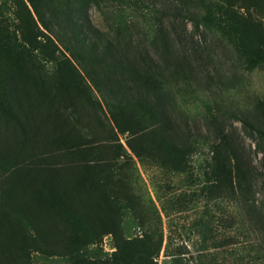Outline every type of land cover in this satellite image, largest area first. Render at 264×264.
Instances as JSON below:
<instances>
[{
	"label": "rangeland",
	"instance_id": "374dc122",
	"mask_svg": "<svg viewBox=\"0 0 264 264\" xmlns=\"http://www.w3.org/2000/svg\"><path fill=\"white\" fill-rule=\"evenodd\" d=\"M22 20L50 37L57 57L68 60L63 72L76 84L66 93L68 122L93 141V160L112 174L122 229L115 236L95 230L94 240L71 252L59 243L44 245L30 251V264H264V45L258 42L264 19L255 7L242 0H0L1 40L21 45ZM89 30L118 42L122 51L127 47L130 69L138 52L151 60L138 61L146 77L129 69L116 78L123 87L142 82L134 104L115 93L103 61L83 52L79 41ZM30 57L41 72H54L55 64L36 51ZM57 75L64 85L65 77ZM39 101L40 110L27 101L14 109L31 129L28 139L20 132L13 139L15 147L28 146L24 160L33 159L37 142L32 123L51 133L67 118L58 112L55 118L48 101ZM114 118L123 122L121 130ZM0 125L5 141L12 125ZM221 134L251 168L247 200L240 175L232 173L228 182L209 171ZM253 199L254 217L246 208ZM121 235L123 241L148 240L144 250L149 245L153 256L139 246L122 256L115 245Z\"/></svg>",
	"mask_w": 264,
	"mask_h": 264
},
{
	"label": "trees",
	"instance_id": "16d2710c",
	"mask_svg": "<svg viewBox=\"0 0 264 264\" xmlns=\"http://www.w3.org/2000/svg\"><path fill=\"white\" fill-rule=\"evenodd\" d=\"M27 1L34 5L35 0ZM242 1L247 6L255 7L258 15L264 19V0H260L258 4H252L250 0ZM227 5L232 3L227 1ZM39 19L43 24V18ZM22 29L21 45L17 42L9 44L0 39V115L5 117L3 121L0 118V124L4 122L7 126L12 125V129L9 128L11 130L6 132L7 139L0 140V264H30V251L40 250L44 245L59 248V243L64 252H71L72 249L86 246L94 240L95 230L101 234L112 232L114 236L122 230L121 215L116 205L117 196L113 195L115 192L109 185H115L116 182L110 172H105L103 164L93 160V141L78 130L76 124L74 126L71 121L68 122L70 117L67 113L69 106L66 93L68 87L76 86L75 81L63 72L64 60H68L59 59L56 54L58 48L53 40L46 35L36 34L24 20ZM83 38L85 41H79L83 52L90 58L103 61L102 72L104 76L111 74V80L116 83L115 93L125 97L126 103L134 104L141 95L137 90L138 82L141 88L142 82L137 79L133 83H125L123 87L116 79L130 69L125 60V55H130L128 48L125 47L122 51L118 42L103 33L97 35L90 30ZM258 42L264 45V37ZM35 51L55 64L54 72L49 76L32 62L30 55ZM148 60L151 62L146 55L136 53L133 59L135 67L134 70L130 69L131 72L140 78L146 77L147 69L139 68L138 61L148 65ZM57 74L65 77L64 85L58 83L61 77ZM39 100L48 101L50 107L47 106V109L53 110L55 118L57 112L63 113L67 118L62 120L63 127L59 128L57 123V130L51 133H41L38 121L37 124L32 123L36 128L37 142L32 146L33 159L24 160L21 159L22 156L25 157L22 152L27 151L28 146L25 147L24 144L15 147L13 139L18 132L23 134L24 139H28L31 129L28 128L29 121L23 123L20 120L19 110L27 105L24 103L26 101L40 110L43 106ZM15 108L19 110L14 111ZM129 118L135 120L132 116ZM114 121L121 130L119 125L123 122H119L117 118ZM243 123L250 129L261 131L254 122L243 120ZM128 125L126 129H132L134 122ZM1 130L0 125V132ZM90 135L96 134L91 132ZM212 150V161L208 165L210 173L215 177L223 174L228 182L232 173L240 175L238 182L241 179L243 182L240 189L244 199H249L253 193V183L251 177H248L251 168L247 161L244 162L235 145L230 143V138L221 134L220 143L214 145ZM247 207H251L254 217L257 214L254 199ZM91 221L94 224L98 222V227H93ZM144 240L136 238L123 241L121 235L120 243H115L117 252L128 257L132 246H139L144 250V242H148ZM151 248L148 245L144 250L148 258L155 252Z\"/></svg>",
	"mask_w": 264,
	"mask_h": 264
}]
</instances>
